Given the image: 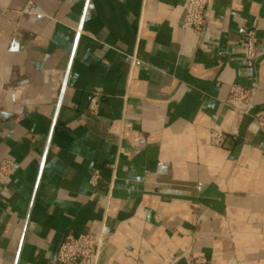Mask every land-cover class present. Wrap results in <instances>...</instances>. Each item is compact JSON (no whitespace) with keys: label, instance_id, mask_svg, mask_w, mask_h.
Returning <instances> with one entry per match:
<instances>
[{"label":"crops","instance_id":"1","mask_svg":"<svg viewBox=\"0 0 264 264\" xmlns=\"http://www.w3.org/2000/svg\"><path fill=\"white\" fill-rule=\"evenodd\" d=\"M185 2L0 0V264L98 225L99 264H264V0H211L201 33Z\"/></svg>","mask_w":264,"mask_h":264},{"label":"built area","instance_id":"2","mask_svg":"<svg viewBox=\"0 0 264 264\" xmlns=\"http://www.w3.org/2000/svg\"><path fill=\"white\" fill-rule=\"evenodd\" d=\"M29 3L32 0H27ZM211 6V0H186L184 14L180 21L181 28H190L196 33H201L207 21L208 12ZM246 37L243 48V58L248 67H252L257 61V48L255 46L254 31L242 30ZM227 100L232 102V110L235 113L237 123L247 113L243 106H248L252 100V88L240 85H232L229 88ZM96 99L90 100L89 109L94 111L96 108ZM255 124L264 132V112L253 117ZM227 133L215 129L211 131V143L221 146ZM228 134L232 138L238 135L237 126H234ZM14 163L9 160L0 162V179L5 178L10 172ZM200 185H198V188ZM107 236L104 233V226L98 225L90 227L85 233L80 235H67L61 241L57 251L56 259L60 263L69 264H99L101 257L106 249ZM194 264H201L203 260L196 258Z\"/></svg>","mask_w":264,"mask_h":264}]
</instances>
